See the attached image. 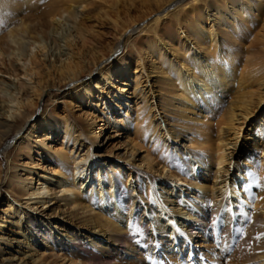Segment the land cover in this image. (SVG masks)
I'll return each instance as SVG.
<instances>
[{
	"label": "bare ground",
	"instance_id": "6f19581e",
	"mask_svg": "<svg viewBox=\"0 0 264 264\" xmlns=\"http://www.w3.org/2000/svg\"><path fill=\"white\" fill-rule=\"evenodd\" d=\"M38 1L31 2L38 6L35 14L33 12L29 17L21 18L23 20L11 21L13 28L0 38V68L6 60L9 63L22 60L30 64V68L24 65L16 70H8L6 74L12 78L19 75L23 78L29 77L31 82L28 86L29 91L25 92L21 85L5 83V80L0 78V111H2L0 113V149L5 150L8 143L15 141L16 138L20 141L18 147L21 148L25 141L32 137L36 125L40 124L45 130L50 131L41 139L42 149L46 146L44 141L48 139L49 133L55 132L62 141L71 145L72 149L85 146V151L73 158L74 167L69 169L68 162L63 161L67 158V152L61 148L47 147L49 151H52V156L48 154L49 164L52 167L44 173L42 171V175L38 176L35 182L38 186H44L40 188L42 190L32 188L35 185L32 170H28L27 175L16 171L13 174L6 172L4 177L8 179V188L14 186L15 192L22 193L28 199L34 196L39 198L42 195L40 192L45 190L47 194L52 186L60 189L62 194H70V205L74 210L80 211L82 222L88 226L78 227L72 231L64 229L61 232L54 229L50 221L30 214L31 207L23 208L7 199L6 208L0 214V264H45L46 251H52V245L59 248L60 252H66L59 255L62 261L73 264L74 262L72 263L66 255L75 256L78 249L74 243L83 239L102 261L109 262L115 255L123 257L136 251L130 238L134 225L137 226L141 239L147 240L146 250L148 248L156 250L164 244L176 246L179 245V241L185 244L199 235V232L203 236L209 232L206 227L208 221L201 205L204 200L211 201L214 204L213 209L223 215L221 217L224 223L222 232H230L231 228L239 227L241 222L235 211L237 206L247 202L249 187L245 179L237 183L234 178L229 179L227 165L237 157L252 156L255 151H258L262 155L261 164L264 166V119L261 120L260 117V110L264 107V61H261L262 64L245 63L244 66L239 67L234 64L235 60H225L224 55L218 50L216 32L212 28H204L203 11L199 6L194 5L205 0H192L188 14L193 18L188 20V15L182 18L188 20L186 30L193 32L196 40L206 42L203 48L205 53L199 54L194 50L190 52L186 50V55L185 53L176 54L173 59L168 58L165 52L170 45L169 40L158 37L161 32L156 25L161 15H169L176 18L178 22H184L176 10L180 1L139 0L143 15L151 14V8L159 10L164 7L163 12L166 11L164 14H160L161 12L155 14L152 23L144 27L154 35L150 41L154 59L146 79L143 80L142 76L136 74L135 68L128 69V62L119 55V48L133 47L130 37L144 28L138 30L136 26H133L138 20L133 15V17L125 18L124 23L119 25L111 14L113 5L120 7L134 0H96V3L93 0H49L47 4L41 5V8ZM88 1L96 4L95 17L89 16L88 11H84V6H81ZM236 3H238L236 0H214L213 4H210L218 16L225 14V17L227 15L236 17L242 13L244 21L249 19L248 12L252 9L260 13L264 12V0L256 6L249 2L245 6ZM25 4L31 7L27 0ZM74 5L81 7L82 11L74 13L71 10ZM12 6V2L4 3L0 0V14L3 12L0 19L5 20L1 27H5L9 19L18 15V10H13ZM63 14L65 17H62ZM113 14L114 17H118L120 10ZM25 19H29V23L24 24ZM99 19L111 22L117 32L115 39L106 46L110 54L109 61L106 65L99 66L98 75L101 80L94 84L93 89L89 83L83 85L76 82L81 78L83 69L80 61L81 49L97 37L95 27ZM234 22L233 19L232 27ZM261 27V39L264 40V24ZM126 28L130 29L125 32ZM187 37V34L182 33L183 39ZM23 38L29 40L31 49L36 51L35 54L28 53L29 48L21 43ZM51 45H55L57 54H52ZM37 60L42 62L44 68L40 76L36 70L38 67L35 66ZM110 69L114 71L115 76L110 73ZM30 76H38V78L32 80ZM117 78L118 81H116ZM151 78H154V82L150 83L153 80ZM51 79L57 81L56 88L72 86L69 90L67 89L64 96H74V101L71 106H67L66 110L59 112L57 115L59 120L56 116V119L50 117L43 108L40 109L38 116L33 117L31 110L38 108L43 90L46 88L44 85ZM119 82L121 86H116L115 83ZM12 91L17 93L19 98L10 96ZM5 92L10 94L9 96L7 94V100L3 98L6 95ZM136 97L140 99L138 101L141 103L143 113L137 110L131 120L135 135L148 132L151 140L158 141L163 146L186 138L191 130L189 123L193 125L198 122L205 109L211 112H215L216 108L220 109L219 120L216 123L218 130L216 136L206 135L203 139L199 138L200 140H193L194 138L190 137L187 139L199 152L204 151L206 152L204 154L208 153L209 157H213L211 162L216 165L213 177L209 179L204 175L199 176L198 169L204 168L202 170L210 171V163L203 160L194 163V179L190 180L187 190L188 197L191 194L194 195L192 201L179 204L177 201L162 199L155 191H152L154 205L150 207L146 195L142 198L140 186L129 184L131 190L139 195V204L142 205V209L140 214L132 210L126 212L116 200L115 184L112 178L98 177L100 171L96 173L94 180L87 177L94 160L91 149L103 138L108 114L113 109L117 110L116 112L121 111L130 98ZM93 100L97 101L94 105L91 104ZM12 102L15 104L13 109L6 105ZM84 106L90 108L84 111L81 109ZM171 108L174 111L172 116L177 120L170 122L166 113ZM11 110L22 116L23 112L25 113L23 117L31 119L25 129L28 131H25L26 135L23 138L20 135L25 122H21L17 116L9 112ZM69 115L72 120L68 117ZM9 118L11 120H8ZM75 122H78L80 126H77ZM254 123H256L255 134L249 137V130L247 133L243 132L248 127H253ZM176 129L178 133L174 134ZM202 129H198L200 136L204 133ZM12 130L15 131V136L10 137ZM84 139L88 144L84 143ZM3 143L5 146L2 145ZM86 158H89L86 170L88 173L84 175L82 170L74 178L70 170H75L76 164L78 165ZM142 163L148 167L151 162L144 158ZM145 186L146 191L151 189L149 182ZM1 189L0 187V191ZM85 191H88V196L82 198L78 193ZM168 192L166 191V194H173V190ZM91 193L97 197L102 196V200L92 198ZM256 203H260L264 208V197L261 196ZM153 209L156 215H153ZM249 232L251 239L258 245L250 260L251 264H264V248L259 245L264 239H257L264 237V232H259L258 227L252 224L249 225ZM42 242H44L43 246H41Z\"/></svg>",
	"mask_w": 264,
	"mask_h": 264
},
{
	"label": "rangeland",
	"instance_id": "374dc122",
	"mask_svg": "<svg viewBox=\"0 0 264 264\" xmlns=\"http://www.w3.org/2000/svg\"><path fill=\"white\" fill-rule=\"evenodd\" d=\"M25 1L26 0H3L4 3L12 2L13 10H18V15L9 19L10 21L7 22L8 24H6L5 27H1V24H4L5 20L0 19V21H2L0 22V38L4 36L9 29L13 28L14 25L11 24V21H18L25 17L27 18L32 15L33 12L35 14L36 11H38V6L31 4V2L34 3L38 0H27L31 7L25 4ZM48 1L49 0H39V8H41V5L47 4ZM93 1L95 3L97 2L96 0ZM178 1H180V5L176 10H178V15L181 20H184V22H178L176 18L169 17V15H161V17L158 18V23L156 25L157 29L161 32L159 33L161 35L158 34V37L161 36L162 40H169L170 45H168L165 54L171 59H173L176 54L185 53L184 55H186L187 52H190L191 50H194L199 54H204L205 52L203 48L205 47L206 42L198 39L196 40L194 33L186 30V21L193 18V16L188 14L192 0ZM213 1L214 0H205L202 3H196L194 5L199 6L203 11L205 20L204 28H212L216 32L219 53L224 55L226 61L235 60L236 62L233 61L234 64L237 66L239 65V67L244 66L245 63L262 64L264 61V40L261 39V25L264 24V12L260 13L258 10L252 9V11L248 12L249 19L245 21L242 18V13H239L236 17L232 15H227V17H225V14L218 16L216 10H213L211 6ZM236 1L238 2L236 3L237 5L243 4L245 6L246 4L248 5L251 3L256 6L263 0ZM94 2L92 3L88 1L81 4V6H84L83 10H87L88 15H92L91 17L96 16V4ZM140 5L141 3L139 0H134L133 2H127L126 5L120 7H118V5H113L111 8L112 11H110L115 13V11L120 10L118 17H114V14L111 13L112 17L114 19L116 18V23L119 25H122L124 19L127 17H137V23L133 26H136L135 28L138 30L150 25L155 14L160 12V14L166 13V11L163 12V10H165L164 7L159 10H153L154 8H151V14L143 15V10L140 9ZM227 6L230 7L229 5ZM71 8L76 14L77 12L82 11L81 7H77L76 5ZM169 9L170 8H168V10ZM171 10H173V8ZM0 15H3V12ZM186 15H188V20L182 19ZM62 17H65V14H63ZM233 19L235 22L232 27L231 21ZM28 20L25 19L24 24L29 23ZM97 23L95 27L97 37L95 40H91L87 45H84L81 49L80 61L82 62L83 69L82 74L80 75L81 78L76 82V84L81 83L83 85L89 83L93 89L94 84L101 80L98 75L99 66L106 65L109 61L108 58L110 54L106 50V46L115 39L114 36L117 32L112 23L107 20L99 19ZM45 25L47 26V24ZM129 29L130 28H126L125 32ZM182 33L187 34L188 37L183 39ZM153 36L154 35L150 31L144 28L142 31L135 33L130 37L133 47L127 46L124 49H122V47L119 48V55L122 56L124 61L128 62V69L133 70L135 68L136 74L142 76L141 78L143 80L146 79L145 77L148 75L151 62H153L154 59L151 50L152 43L150 42L153 39ZM21 43L24 47L29 48L28 53L32 52L35 54L36 51L33 48L31 49L29 45L30 42L27 38H23ZM51 48L50 51H52V54H57L58 51L56 50L55 45H51ZM20 59H22V57ZM19 61L20 62L9 63V61L6 60L3 63L4 65L0 68V78L4 79L5 83L12 82L17 86L21 85L24 89L23 91L28 92V86L31 85L29 77L23 78L22 75H19L12 78L9 74H6L8 70H16L24 65L27 66V68H30V64L26 62L24 63L22 60ZM35 66L38 67L36 69L38 72H36L39 76L43 74L42 70L44 68L42 62L37 60ZM107 67L109 68V65H107ZM110 73L113 76L116 75L111 69ZM129 76L131 77V75ZM30 77L32 80L38 78V76ZM151 79L153 80L150 81V83L154 82V78ZM118 80L119 79L117 78L116 81ZM115 85L121 86L120 82L115 83ZM56 86L57 81L55 79H51L46 85H44L46 88L43 90L42 99L39 102L38 108L31 110L33 112V117L38 116L40 109L43 108V111L48 112L50 117L55 119L57 117L59 120V117L57 116L59 112H61V110H66L67 106L72 105L74 96H64L66 91L72 86L66 85L62 88H56ZM5 94L6 95L3 96V98L5 97V100L8 99L10 94V96H16V98H19L17 93L13 91L10 92V94L5 92ZM138 100L140 99L137 97L130 98L121 111L118 110V112H116L117 110L113 109L108 114V123L103 132V138L99 144L94 145L91 149V156L94 157V160L93 166L88 170L89 174L87 177H91L94 180L96 173L100 171L98 177L101 176L104 179L108 177L112 178V181L115 184L116 200L126 212L132 210L137 211L138 214H140V210L142 209V205L139 204V195H136V191L131 190L132 188L128 186L129 184L132 186H140L142 198L146 195L147 200L150 202V207L154 205L152 191H155L162 199L166 198L169 201H177L179 204L184 201H192L194 195L191 194L188 197L187 190L189 189L188 184L190 180L194 179V163L198 160L210 163V171L202 170L204 168L198 169L200 172L199 176L204 175V177L209 179L213 177L216 165L211 162L213 157H209L208 153L204 154L206 153L204 151L199 152L196 147L190 145V141L187 139L190 137L192 139L194 138L193 140H198L199 138L203 139L206 135L213 137L216 136L218 131L216 123L219 120L220 109L216 108L215 112L205 109L198 122L193 123V125L189 123L191 125V130L186 138L173 141V143L168 146H163L160 142L151 140L148 132L143 135L142 133L135 135L131 120L137 110L143 113L141 110V103H139ZM96 103V100L91 102L93 105ZM6 105L13 109L15 104L12 102L9 103V105L7 103ZM89 108L90 107L86 106L81 107L84 111ZM263 110L264 107L260 110L261 120L264 119ZM1 112L2 111H0V113ZM9 112H12V110ZM173 112L174 111L171 108L166 113V117L170 122L171 120H177L172 116ZM12 113L17 116L21 122H25L20 135V137L23 138L28 131L25 129L31 119H27L26 116L23 117L25 114L23 112V116L19 115L17 112ZM68 117L72 120L70 115ZM8 120L11 119L9 118ZM75 124L80 126L78 122H75ZM255 124L256 123H254L253 127H248L243 133H247L249 130L248 136L252 137V134H255ZM127 125L129 128H127ZM200 128H203L202 130H204L202 136L198 133V129ZM47 132L50 131L45 130L40 124H37L32 137L27 139L21 148L18 147L20 141H17L18 138H16L15 141L8 143L5 150L2 148L0 149V187L2 188L0 191V214L6 208L5 202L8 199L14 202V204L20 205V207H31V210L29 211L30 214L43 220L50 221L53 228L58 231L62 232L64 229L72 231L78 227L81 228L82 226L84 228L88 225L82 222L83 218L80 211L74 210L70 205L69 200L71 195H68L67 193L62 194L60 192L61 190L56 186H52L50 192L47 194H45L46 190L40 192L42 195L39 198L34 196L29 199L27 196L22 195V193L15 192L14 186L8 188V179L7 177H4L6 172L13 174L16 171L20 174L27 175L28 170H32V179H35V183L38 180V176H41L44 171L46 172L49 167H52L49 164L48 156V154L52 156V151H49L47 147H53V149L61 148L63 151L67 152V158H64L63 161L68 162L69 169L74 167L73 158L78 156V154L81 155L84 153L85 146H78L77 148L72 149V146L62 141L59 135L55 132L49 133L48 139L44 141L46 146L42 149L40 147L42 142L41 139ZM176 133H178L177 129L174 134ZM9 136H15V131L12 130ZM84 143L88 144L86 139H84ZM2 145L5 146L4 143ZM144 158L150 160V166L147 167L142 163V159ZM261 158L262 155L258 151H255L254 155L237 157L231 161V164L227 165V169L229 170L227 176L229 179L234 178L235 183L245 179V183L249 187L247 202L241 203V206L236 207L235 212L241 222L239 227H235L236 229L231 228L230 232H222L221 230L224 223H222L221 217H223V215H220V212H216L213 209L214 204L211 203V201L204 200L201 202V205L204 208L206 220L208 221L206 227L209 229V235L207 234L203 236V234L200 235L199 232V235L185 244H182V241H179V245L176 246H173V244H164L156 250H151L150 248L146 250L147 247L145 244L147 240L141 239L142 236L139 233L137 226L134 225L130 238L131 241H133L132 243L136 248V251L131 255H124L123 257L115 255L112 261H102V259H100V257L97 256L88 246L86 240L83 239L78 243L75 242L76 244L74 243V246L78 249L76 255H66V257L68 256L67 258H70L69 260L72 263L74 262L73 264H251L250 260L253 258L258 245L255 244L250 237L249 225L252 224L257 226L259 232H264V208L261 207L260 203H256L261 196L264 197V166L261 164ZM88 165L89 158L82 160L78 165L76 164V169L70 170L72 176L75 178L82 170L84 171L82 172L84 175L88 173L86 172ZM9 167L11 168L10 170ZM79 168L81 169L79 170ZM76 170L79 171L77 172ZM170 175H173L175 178ZM148 182L151 184V189L146 191L145 185ZM42 187L44 188V186ZM42 187L35 183L32 188L40 189ZM171 190H173V194L175 193V195L166 194V191L170 192ZM78 194L84 198L88 196V191ZM178 194H180V197H178ZM91 197L102 200V196L97 197L92 195V193ZM175 198H177V200H175ZM43 202L45 203L43 204ZM170 205L171 204L168 203L169 207H171ZM153 215H156L154 209ZM216 223H218L219 226L215 225ZM43 245L44 242L41 243V246ZM259 245L264 248V241ZM58 249L59 248L52 245V251H46L44 257L45 264H66V262L62 261V258L59 257V255L66 254V252H60Z\"/></svg>",
	"mask_w": 264,
	"mask_h": 264
},
{
	"label": "snow or ice",
	"instance_id": "6c2138e0",
	"mask_svg": "<svg viewBox=\"0 0 264 264\" xmlns=\"http://www.w3.org/2000/svg\"><path fill=\"white\" fill-rule=\"evenodd\" d=\"M257 239H264V237H258Z\"/></svg>",
	"mask_w": 264,
	"mask_h": 264
}]
</instances>
